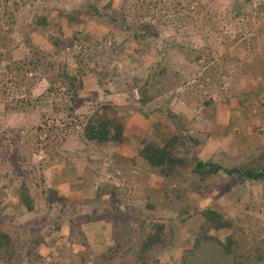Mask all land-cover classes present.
<instances>
[{
	"label": "rangeland",
	"instance_id": "374dc122",
	"mask_svg": "<svg viewBox=\"0 0 264 264\" xmlns=\"http://www.w3.org/2000/svg\"><path fill=\"white\" fill-rule=\"evenodd\" d=\"M110 2L117 10L124 0H0V236L10 239L17 254L10 258L0 250V264H127L134 253L126 249L137 252L145 235L124 239L123 245L130 244L116 259L109 250L120 226L139 233L138 224L124 221L135 216L167 225L172 244L156 255L160 264H180L198 232L208 230L201 216L182 218L181 208L190 203L239 220L252 247L264 243V180L239 182L219 174L201 182L186 168L184 180L170 186L187 192L188 200L177 202L139 157L155 126L162 125L165 133L177 128L167 116L171 109L178 125L199 137L202 159L264 167V0H162L180 3V14L152 10L143 19L129 16L128 22L105 16ZM96 9L106 14L97 15ZM40 17L42 24L36 23ZM129 25L143 31L153 25L158 40H138ZM39 50L53 61L58 89V75L65 70L78 76L81 60L96 75L83 78L76 99L64 86L59 96H50L47 78L18 87L7 67ZM183 51L200 55L201 62L186 60ZM160 64L180 75V86L142 107L135 88ZM210 69L215 72L205 79ZM29 101L33 106L21 108ZM74 102L80 103L76 118H66L65 109L55 114L56 105ZM90 118L111 120L112 129L122 125L120 141L89 143L84 131ZM66 122L75 126L67 129L65 141L56 140L50 154L34 150L37 138L47 136L39 129H60ZM126 173L141 179V191L150 190L154 210L146 208ZM105 185L118 187L123 198L122 215L112 220H103L115 212L108 197L97 196ZM49 190L66 198L67 208L49 204ZM25 195L33 200L32 212ZM83 216L102 221L85 224ZM35 237L42 244H35Z\"/></svg>",
	"mask_w": 264,
	"mask_h": 264
},
{
	"label": "trees",
	"instance_id": "16d2710c",
	"mask_svg": "<svg viewBox=\"0 0 264 264\" xmlns=\"http://www.w3.org/2000/svg\"><path fill=\"white\" fill-rule=\"evenodd\" d=\"M146 1L147 0H141L140 2L139 0H124L121 8L117 10L113 8V3L110 2L105 8L107 14L106 12L103 14L97 9L95 10V14L101 16L106 14L105 16H108L112 20L128 22L129 16L133 19H143L146 15L149 16L152 10L174 16L180 14L178 12L182 10V5L178 2H174L173 5H171L167 4L168 1L162 3V0ZM154 1L156 2L154 3ZM149 5H153V8L149 7ZM44 19L45 18L40 17V19L38 18L36 20V23L42 24L44 23ZM158 22L161 23L160 21ZM150 26V31H143L133 25H129L128 29L136 31L134 32V36L138 40H158L157 37H154L156 27L153 25ZM139 31L141 33H137ZM152 31L154 32V35ZM183 54L184 58L188 61L191 60L197 63L201 62L202 57L200 55L188 51H183ZM48 57L49 54L37 51L34 55L27 57L22 61L13 62L7 67L8 74L13 76L18 87H32V85H35L38 80L47 78L51 81V88L49 89L50 96H59L58 93L61 87L64 86L67 89L66 92L70 95V98L75 97L76 99L79 96L80 91L84 89L83 78L95 74V69H90L84 64L83 60L79 61L78 76H71L65 72V70L58 75V78L61 79V87L58 89V83H56L51 71L54 68V64ZM212 72H215V70L210 69L206 73L205 79L210 78V73ZM29 74L34 75L33 77H28ZM180 78V75L170 67L164 66L163 64L157 65V67L152 69L149 73L147 81L143 85L135 88V91L138 93L139 103L142 107H146L154 102L158 95L162 96L169 92L170 89H176L180 86ZM3 91L5 93L4 89ZM153 91H155V94H151ZM27 106H33L32 101H29L27 105H24L21 108ZM79 107L80 103L78 102H74L72 105H69L68 103L63 107L56 105L54 107V112L58 115L65 109V112L67 113L66 118L72 120L77 117L76 113ZM157 108H155V110L162 112L161 108ZM144 115L148 116L147 114ZM167 116L170 118L173 125L176 124L177 128L170 133H165L161 130L162 125L155 126L153 138H150L151 140L149 139L147 141V144L139 153V157L142 159L144 167H149L150 172L159 175L164 180V183H166L165 190L169 192L166 194L174 195L177 202L187 201V192L180 193L178 189H170V186L181 183L184 180L183 172L186 168H191L193 177L201 182L219 174L235 178L239 182H257L264 180V167L255 169L247 164L240 167L237 163L229 166L222 162H215L213 160L206 161L202 159L197 154V148L202 144L199 137L190 135L189 131H184L183 124L181 123L178 125V117L171 109H168ZM69 122L64 123V127H60V129H57L55 126L48 129H39V133L47 132V136L45 139H41L40 137V139L37 138V145L33 146L34 150H36V152L44 151L50 154L55 144L58 142H56V140L62 138V140L65 141L67 129H71L75 126H72ZM114 126L116 125H114V122L111 120L90 118L89 123L85 126V138L89 143L95 142L97 144L119 142L122 136L123 126L118 124L117 127L112 129ZM2 141L3 138L0 142L2 143ZM261 158L262 161H264V155H262ZM131 163L133 164L134 161H131ZM135 163H137V160H135ZM127 177L130 181V185L133 186V190L134 187L137 186L136 191L138 192L136 193L141 192L140 196L146 201V208L154 210L156 203L152 202L150 199V190L147 189L141 191V188L139 187V185H142L141 179L136 180V178L129 175ZM135 184L136 186H134ZM99 191L97 196L100 198L108 197L110 206L116 212L113 214L108 212L103 220H112L118 218V216L120 217L122 215L121 205L123 204V198H121L119 194L120 189L115 186L105 185L104 188L99 189ZM48 193L49 195L45 192L47 196L46 201L49 204L54 206V204L57 203L61 204L62 207L67 208L68 201L66 198L61 197L53 190H49ZM24 203L29 211L32 212L34 210L33 200L30 196L25 195ZM180 214H182V218H186V220H189L194 216L203 217L206 228L208 229L206 233L203 232V230L200 233L198 232V235L195 237L193 249L186 252L184 258L180 261V264H264V243H259L258 245H255V247H252L254 241H250L246 229L240 227L239 223L241 222L239 220L235 221L231 218H226L219 211L211 207L201 208L191 205V203L183 209L181 208ZM84 217L85 216H83L85 224L102 221L100 219L95 220ZM124 221H127L128 224H138L140 231L139 233H134L132 229L120 226L117 235H115V239H113L116 244L114 248L109 250L110 254L113 255L111 258L116 259L117 257H120V251L130 244V241H132L130 239H134L141 232L142 236L145 235V237L140 238L141 244L138 245L139 248L136 249L137 252L130 247L126 249L128 253H134L131 254V261L127 260L126 263L160 264V259L157 258L156 254L166 246H171L172 244L171 239L167 234V225L163 222L156 221L155 219L142 218V216L127 217L124 218ZM212 232H219L224 235L226 234V236L224 238L221 236H214L211 234ZM229 232L231 233L229 234ZM81 233L83 234L82 231ZM0 239L2 240L0 242V250L6 249L7 251H4L5 254L10 252L8 257H16L17 254L11 249L12 245L10 244V239L4 234L0 236ZM124 239L130 240L128 245H123ZM33 240L38 246L42 244L40 240L38 241L37 237ZM83 243L86 244L85 239L83 240ZM239 243L245 246L240 247L238 246ZM8 245H10V251Z\"/></svg>",
	"mask_w": 264,
	"mask_h": 264
}]
</instances>
